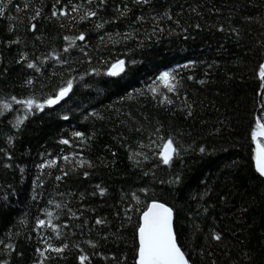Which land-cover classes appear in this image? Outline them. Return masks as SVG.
<instances>
[{"label": "trees", "instance_id": "obj_1", "mask_svg": "<svg viewBox=\"0 0 264 264\" xmlns=\"http://www.w3.org/2000/svg\"><path fill=\"white\" fill-rule=\"evenodd\" d=\"M55 2L0 0L5 12L0 16V99L43 98L62 80L75 78L67 97L29 115L19 129L12 124L23 113L22 106L13 105L17 111L0 115V241L14 245L7 253L10 264H33L38 259L35 249L43 248L39 241L45 237L56 245L68 244L62 256L45 264H80L81 249L90 264H135L140 212L133 193L140 211L153 198L174 209L178 243L191 264H264V179L255 171L250 137L258 102L264 99L257 95L258 65L264 62V0H105L100 8L99 0H60L57 8L64 7L67 15L52 17ZM124 4L130 11L114 19V9ZM73 5L80 10L72 12ZM88 8L98 15L81 20ZM37 10L40 14L33 20ZM165 10L170 20H153ZM137 16L144 20L136 21ZM98 20L114 22L96 29ZM221 26L223 31L218 30ZM80 32L86 42L76 40L63 52L69 44L64 37ZM128 32L132 35L127 40L108 35ZM15 39L20 43H9ZM22 52L40 72L27 68L25 61L16 62ZM52 52L69 63L45 60ZM115 58L137 63L128 66L127 74L109 77L102 61ZM189 60L196 65L177 69L176 91L168 92L158 82L155 95L148 90L160 71ZM91 68L101 74L91 73ZM29 77L31 87L24 83ZM133 89H142V94ZM164 96L173 103H161ZM185 102L191 105V116ZM158 127L160 136L170 134L181 146L171 165L152 156L154 148L141 147L155 139L149 134ZM72 131L85 133L84 141L71 137ZM61 139L70 143L61 144ZM54 158L55 165L37 167ZM81 159L88 163L78 165ZM61 171L67 175L56 180ZM176 175L181 180L169 183ZM96 185L106 190L104 195ZM129 205L130 221L124 211ZM48 211L61 226L59 237L49 227L36 228V219H46ZM97 218L105 223L96 224ZM213 231L222 234L220 241L211 239Z\"/></svg>", "mask_w": 264, "mask_h": 264}, {"label": "snow or ice", "instance_id": "obj_2", "mask_svg": "<svg viewBox=\"0 0 264 264\" xmlns=\"http://www.w3.org/2000/svg\"><path fill=\"white\" fill-rule=\"evenodd\" d=\"M90 2V0H89ZM150 0H133V3L136 4H148ZM60 3V0H56V2L52 5L51 16L56 17L59 13L60 16H66L67 12L65 11L64 7L57 8V5ZM105 4V0H99V4L97 5L98 8L103 7ZM27 7V5H25ZM80 5H73L72 12H78L80 10ZM19 11V9H17ZM116 15L114 19H120L121 17H125L127 13L130 11L127 4L123 5L121 8L120 5H117L114 9ZM195 11V9H193ZM39 10H37L36 15L32 17L35 20L39 16ZM4 8L0 7V16H4ZM98 15L97 11L91 8H88L84 11L83 15L80 16L81 20H87L91 17H96ZM160 18H167L171 19V16L167 10L161 14L160 17H153V20H157ZM8 19L11 21L12 17L8 16ZM136 21H143L144 17L137 16ZM114 22L112 20H98L95 23L96 29H102L105 24ZM179 24V21H176ZM194 27L199 28L200 25H195ZM31 29H35L36 25L31 24ZM9 31H12L11 25L8 28ZM220 31H223V27L221 26ZM155 31V29H153ZM162 31V29H161ZM232 32H236L237 29H231ZM111 38L112 35L116 37H120L123 35L125 40L129 39L132 35L131 32L128 33H115V34H108ZM39 38V37H38ZM86 34L84 32H80L78 36H65L64 40L68 41L69 44L65 48L62 49L63 52H68L69 49L75 44L76 40L81 42H86ZM103 39V38H101ZM114 43L119 42V40L113 41ZM9 43L12 44H19V39H15L10 41ZM83 51V49H81ZM87 57L88 54L84 53ZM51 57V59L55 60L57 63L68 64L69 61L66 59H62L58 53L52 52L49 53L48 56H45L44 59L47 60ZM90 59V57H89ZM21 61L26 62V67L29 69H35L36 72H40V67L33 61L27 60V53H21L19 60L16 61L20 63ZM102 63H106V68L104 74L109 77H119L121 74H127V69L130 64H135L137 61L135 60H125L124 58H115L113 60H109L107 62L102 61ZM196 65V61L189 60L184 65H176L175 68H169L165 71H160L159 74L155 77V80L152 82L151 85L148 86V90L153 93L154 95L157 93V82L168 92H174L177 90L178 86L180 85V78L177 73V69L180 68H193ZM211 67V65H209ZM71 71V70H70ZM91 73H95L96 75H100L99 68H91ZM89 72H85L84 75H89ZM258 77L260 80L259 83V91L257 95L264 98V62H260L258 65ZM82 79V77H81ZM188 80H192L193 77L189 75L187 77ZM75 78H68L66 80L61 81V85L58 87L54 93L49 94L43 98L36 97L34 95H30L23 98H17L16 96H10L7 99H0V115H3L5 112L9 110L17 111V109H13V105H19L23 108V113L16 115L12 126L16 129H19L23 123V121L29 116L32 115L34 112H39L45 107L51 108L54 105H57L60 101H62L65 97L69 95L70 92L73 90ZM24 83L31 87L34 83L33 79L29 77L24 81ZM197 83L203 84L205 83L204 80H199ZM134 92L137 94H142V89H133ZM129 98H131V93L127 94ZM123 99V97L121 98ZM161 103L172 104L173 100L169 99L167 96H164L163 99L160 100ZM260 104V112L259 114H255L253 116L254 124L250 129V137L253 144H255V148L253 149L252 160L254 161L255 171L259 174L260 178H264V99H261L259 102ZM185 106L189 109L188 115L191 116L192 113L190 111L191 105H188L185 102ZM95 111L89 113V115H95ZM64 120L68 119V116L65 115L62 117ZM87 118V117H85ZM139 131V129H137ZM161 129L155 128L153 132L149 135L150 137H155V139L150 138L148 145H141V147H147L149 149L154 148L151 152V155L157 157L159 162L163 165H171L173 162L174 157H178L181 151V146L176 143L172 135H168L166 138L159 135ZM70 136L73 138H78L81 142L85 139V133L80 131H72ZM90 138V137H89ZM13 137H8V143H11ZM61 144L68 145L70 143L69 139H61ZM200 152H205V148L202 146L199 149ZM136 155H142L144 160L149 159V155L146 153H136ZM62 159L68 160V156H63ZM129 159H132V156H129ZM88 163L87 161L81 159L77 161L78 165H83ZM56 159L45 160L44 163L37 165L38 168L43 169L46 166L55 165ZM8 165H5L7 167ZM89 167L91 165L89 164ZM23 172V169H20ZM67 173L61 171L60 176H56V180H60L62 176H66ZM84 176L88 175V172L85 171L83 173ZM181 180L179 175L175 176L174 180H170L169 183H177ZM35 184L36 181H33ZM40 183L42 184L43 181L41 180ZM99 193L104 195L105 189L96 185ZM141 192H147L146 188L140 189ZM132 200L136 202V211H139V218L137 222V227L135 229L136 237L138 239V245L135 248V264H191V257L186 255V253L182 250V247L178 243L177 234L175 231V222H174V209L170 207L167 203L161 202L160 200L153 198L147 204L143 206V210L140 211L139 205L140 200L139 197L133 193ZM49 203H52L49 201ZM57 208L61 207L59 204L56 205ZM133 209V205H129L126 208L125 214L126 219L131 220V216L128 215L129 210ZM71 212V209H69ZM75 216V213H72ZM46 219L37 218L35 221L36 228L42 227H49L53 233L56 234L57 237L61 235L60 233V225L53 223V214L52 212H46ZM96 224H103L105 223L104 220L97 218ZM211 239L215 241H220L222 239V234L219 232L213 231L211 233ZM40 244L44 245L43 248L37 247L35 252L38 254V259L33 262V264H45L47 260H51L53 256H62L64 251L68 248V244L66 242H61L59 245H56L52 242L50 237H45L39 241ZM92 248H96L97 245L92 241H86ZM0 244L3 246V250L5 252V256L0 257V264H10L9 259L7 258V253H10L14 250L13 243H4L0 241ZM76 247V245H73ZM48 253L49 255H46ZM19 255V253H16ZM92 255H99V253H92ZM106 258V257H105ZM248 258V254L245 253V259ZM77 259L79 260L80 264H90V257L86 255L81 249L80 254L78 255Z\"/></svg>", "mask_w": 264, "mask_h": 264}, {"label": "bare ground", "instance_id": "obj_3", "mask_svg": "<svg viewBox=\"0 0 264 264\" xmlns=\"http://www.w3.org/2000/svg\"><path fill=\"white\" fill-rule=\"evenodd\" d=\"M254 167H255V165H254ZM264 179V178H263Z\"/></svg>", "mask_w": 264, "mask_h": 264}]
</instances>
